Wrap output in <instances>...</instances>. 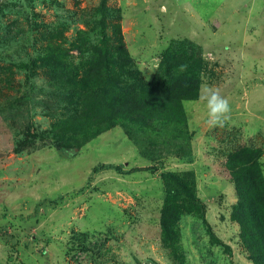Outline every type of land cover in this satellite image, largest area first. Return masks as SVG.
Wrapping results in <instances>:
<instances>
[{
  "label": "rangeland",
  "instance_id": "rangeland-1",
  "mask_svg": "<svg viewBox=\"0 0 264 264\" xmlns=\"http://www.w3.org/2000/svg\"><path fill=\"white\" fill-rule=\"evenodd\" d=\"M244 167L264 186V0H0V264H253L232 219ZM183 173L201 207L172 200L167 238Z\"/></svg>",
  "mask_w": 264,
  "mask_h": 264
},
{
  "label": "trees",
  "instance_id": "trees-1",
  "mask_svg": "<svg viewBox=\"0 0 264 264\" xmlns=\"http://www.w3.org/2000/svg\"><path fill=\"white\" fill-rule=\"evenodd\" d=\"M176 89L180 90L179 88ZM166 95L160 98L171 100L179 96L181 98L186 97L182 91L178 94L172 95L170 93ZM116 103L112 109L116 115L121 109L123 110L121 113L127 110L128 104L125 101L123 103L122 99ZM246 155L247 152L239 154L237 160L243 159ZM249 170V168L244 167V169L231 171L235 192L240 194V198L237 199L235 206L232 208V219L239 225L241 241L245 245L253 264H264V219L256 223L252 222L253 218H258L253 211L264 209V186L260 179L259 169L255 167L251 172ZM165 181L171 188H165V200L160 214V227L163 235L168 238L170 234H173L172 226L175 224L178 214L181 213V211H178V203L171 204L172 200L175 201L178 195L179 197L185 196L188 198V203L191 204L190 207L201 206L198 202L195 204L193 179L189 173L170 175L167 179L165 178ZM257 188L259 189L258 192L256 191ZM247 190L252 194L256 193L258 197L255 200L249 199L244 194V191ZM261 194L263 198H261Z\"/></svg>",
  "mask_w": 264,
  "mask_h": 264
},
{
  "label": "clouds",
  "instance_id": "clouds-1",
  "mask_svg": "<svg viewBox=\"0 0 264 264\" xmlns=\"http://www.w3.org/2000/svg\"><path fill=\"white\" fill-rule=\"evenodd\" d=\"M187 70V65L179 66V71ZM207 109L206 125L209 129L223 127L231 119V106L228 98L221 95L215 86H205L204 94L199 97Z\"/></svg>",
  "mask_w": 264,
  "mask_h": 264
}]
</instances>
